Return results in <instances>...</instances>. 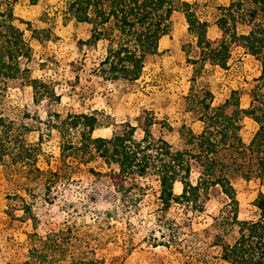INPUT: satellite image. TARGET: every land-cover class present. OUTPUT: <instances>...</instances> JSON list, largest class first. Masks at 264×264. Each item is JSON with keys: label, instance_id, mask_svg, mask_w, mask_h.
I'll return each mask as SVG.
<instances>
[{"label": "rangeland", "instance_id": "374dc122", "mask_svg": "<svg viewBox=\"0 0 264 264\" xmlns=\"http://www.w3.org/2000/svg\"><path fill=\"white\" fill-rule=\"evenodd\" d=\"M175 2L178 10L173 13L168 36L171 47L167 54L158 51L148 55L137 81L125 80L120 75L115 79L114 74L109 73V67L102 66L109 41L102 39L94 46L90 24L73 23L67 30L69 35L60 38L54 15L43 14L34 24L15 22L24 31L32 49L30 60L21 59L22 67L28 68L33 78L46 84L53 96L49 98L43 87L35 94L25 81L21 88L10 84L4 105L3 97L0 99V116L4 111L7 122L14 119L36 126L37 130L29 139L38 145L36 166L30 174L25 173L29 170L27 167L18 171L21 165H12L9 156L6 165L0 163V264L24 262L35 242L34 235L46 237L60 230L67 220L93 223L111 209L115 192L108 174L111 168L116 170L115 166L109 168L97 155L93 158L62 156L61 121L68 116L100 113L98 120L105 125L94 131V138H111L115 131H123L128 123L138 127L136 136L142 138L146 120H152L154 124L150 130L156 139L165 138L174 150H192L188 143L191 133L198 135L204 128L198 119L204 113L199 103L210 102L207 91L214 95L213 107L223 104L232 91H237L242 108L247 109L252 103L251 90L264 89V83L259 80V61L237 46L230 36L225 38L230 53L228 69L204 62L195 37L188 32L182 11L183 3L187 2L195 17L207 25V36L217 41L222 38L217 24L223 18L230 19V12L236 19L235 23L229 20L231 31L250 32L248 13L252 5L243 0V9L238 10L237 6L231 5L237 0ZM116 35L115 31L113 36ZM35 36L40 42L33 39ZM240 124L243 126L242 138L249 144L258 124L249 117H244ZM75 132L78 131H71L72 141L79 140ZM2 137L3 126H0ZM222 156L224 163L235 170L228 178L237 193L239 220L258 219L253 204L259 193L264 194V175L259 176L255 170L254 157L230 152H224ZM192 167L191 180L196 182L203 168L198 162ZM246 173L249 179L244 177ZM138 181L145 190L142 196L139 192V207L133 209L130 216L133 241L129 243L130 236L124 234L125 221L116 222L119 228L116 230L117 241L97 250V257L104 264H227L221 259V246L233 244L239 234L236 226L216 221L229 202L220 187L208 190L201 199L200 209L173 203L166 214L181 225L183 235L180 236L184 244L189 245L186 252L188 256L193 253V257H187L174 249L154 247L149 243L151 236L167 240L174 230L161 226L156 219L155 200L160 193L157 177L148 174ZM181 191L182 185L176 184L175 193Z\"/></svg>", "mask_w": 264, "mask_h": 264}, {"label": "trees", "instance_id": "16d2710c", "mask_svg": "<svg viewBox=\"0 0 264 264\" xmlns=\"http://www.w3.org/2000/svg\"><path fill=\"white\" fill-rule=\"evenodd\" d=\"M237 1L231 4L232 7L243 9V0ZM16 3L17 0H0V99L3 97V105L7 102L5 93L10 84L21 88L25 81L32 86L35 94L43 87L49 98L53 96L46 84L33 78L28 68L22 67L21 59L30 60L32 49L25 39L24 31L15 25L17 19L13 9ZM246 3L252 5L248 13L252 27L250 32H232L229 20L235 23L236 19L230 12V19L223 18L217 24L222 34V38L217 41L207 36V25L195 17L187 2L183 3L185 7L182 11L188 32L195 37L204 62L209 61L227 70L230 53L225 38L230 36L237 46L247 50L259 61V80L264 83V0H246ZM177 10L175 0H67L64 21L92 25L91 42H94V46L102 39L109 41L107 57L102 66H108L109 73L114 74L115 79L120 75L125 80L137 81L144 69L146 57L157 54L161 38L171 33L172 16ZM115 31L117 35L114 37ZM33 39L40 42L36 36ZM250 96L252 103L247 109L242 108L237 91H232L223 104L213 107L214 95L207 91L206 97L210 102L203 100L199 103L204 113L198 119L204 128L198 135L191 133L188 143L192 150H174L165 138L156 139L150 130L154 124L152 120H146L142 138L136 136L138 127L129 123L123 131H115L111 138H94V131L105 125L98 120L100 113L70 115L61 121L63 158L72 155L93 158L97 155L109 168L115 166L116 170L111 168L108 174L115 192L111 209L93 223L67 220L60 230L46 237L34 235L35 242L28 251L27 259L16 264H104L97 257V250L117 241V223L122 219L126 225L124 234L131 235L133 224L130 216L133 209H138L145 190L138 179L148 174L155 175L160 185V193L155 200L156 219L161 226L163 224L167 229L174 230L167 240L151 236L149 243L154 247L164 246L193 257V253L188 256L186 252L189 245L184 244L180 236L183 235L181 225L167 218L166 214L173 203L200 209L201 199L208 190L220 187L229 202L225 205V211H222L223 215L216 221L236 226L239 234L233 244L221 246V259L227 264H264V194L259 193L253 204L258 219L239 220L237 193L228 178V174L235 170L221 158L224 152L248 154L254 157V167L259 176L264 175V89L253 88ZM244 117L258 124V130L249 144L244 142L241 134L243 126L240 121ZM7 121L3 111V116H0V126H3L0 163L6 165V157L9 156L12 165H21L18 171L27 167L29 170L25 173L30 174L36 166L38 145L29 136L37 128L14 119ZM72 130L78 131L74 134H78L79 140L72 141ZM194 162L200 163L203 168L196 182L191 180ZM244 177L250 178L247 173ZM178 183L182 185L180 194L175 193ZM139 192H142L141 196ZM226 211L228 213L224 214ZM132 241L133 236H130L129 243Z\"/></svg>", "mask_w": 264, "mask_h": 264}, {"label": "crops", "instance_id": "0c3cea01", "mask_svg": "<svg viewBox=\"0 0 264 264\" xmlns=\"http://www.w3.org/2000/svg\"><path fill=\"white\" fill-rule=\"evenodd\" d=\"M66 11V0H17L16 5L14 6L13 13L17 21L37 23L41 16H55L53 19L54 24L56 25L57 35L61 38L69 35L67 31L71 28L73 22L64 21L65 11ZM164 36L161 38L159 43V52L166 53L167 50L171 47L170 38ZM211 39V38H210ZM212 40V39H211Z\"/></svg>", "mask_w": 264, "mask_h": 264}]
</instances>
